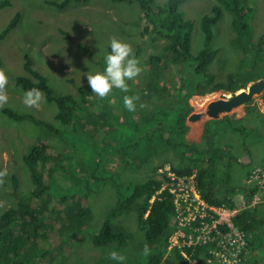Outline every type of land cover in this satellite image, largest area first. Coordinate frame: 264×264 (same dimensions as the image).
I'll return each instance as SVG.
<instances>
[{
  "label": "rangeland",
  "instance_id": "374dc122",
  "mask_svg": "<svg viewBox=\"0 0 264 264\" xmlns=\"http://www.w3.org/2000/svg\"><path fill=\"white\" fill-rule=\"evenodd\" d=\"M8 1L9 5L0 8V31L16 12H19L21 16L17 26L0 42L2 73L6 77V84L3 89H0V94L7 97L6 102L0 103V107L19 110V113H29L38 121L44 120L58 125V122L54 119L56 112L54 103L47 102L43 94H40V101L34 106H28L23 102L24 92L14 84V76L25 74L23 69L24 54H28L31 57L34 68L48 77V82L55 93H73L74 83L87 84L84 76L85 72L102 70L104 47L107 46L113 37L130 44L133 55L141 69L139 74L148 68L146 58L150 56H158L160 58V69L158 70L160 73H155L154 77L163 88H166L164 90L166 95L171 94L177 88L179 89L181 84H183L184 74L178 71L177 64L167 62L162 56V45L165 40L151 30L144 32L143 28L147 23L144 19L139 18L137 3L123 2L115 4L109 0H89L87 3H71L66 8L58 10L50 6L47 0ZM156 1L163 3L165 0ZM214 3L215 0H188L181 6L184 17L192 20L190 42V54L192 57L197 55L204 47L203 33L200 27L201 17L204 13L209 12L210 7ZM252 3L256 4V10L255 13L253 11L251 17L253 27L251 38L256 39L264 32V0H252ZM212 31L213 38L209 45L211 48L217 49L218 54L209 65L207 71L215 76V81L225 82L229 74L235 73L240 69L243 56L249 55L251 50L249 48L241 50L238 46L232 44V41L238 39V37L232 25V15L226 11L223 12L221 19L212 27ZM139 74L132 79L135 81L134 84L140 83L141 76ZM237 82L239 81L237 80ZM111 93L112 90L105 97H110L109 104H116L117 110L121 111L119 105H117L118 98L111 96ZM230 95H232L231 92L216 90L211 93L190 96L188 103L192 106V111L185 117L184 124L186 127L184 133H179L177 138L180 143L184 144V148L185 146L186 148L189 147L194 153L203 157L201 158V165L205 166L204 159L214 158L217 165L214 166L215 176L211 181L216 195L223 194L229 188L232 189L229 196H232L235 201V203L233 202V207H230L226 201L219 206L224 209L239 211L244 207V197L241 192H238L239 188L250 184H258L260 187L264 179V153L259 155L264 148V140L252 143L251 151L256 155L254 159V156L247 155L249 152L247 148L241 149V142H245L244 135L240 133L232 135L233 133L229 129L230 125L224 121L220 122L223 128H216L209 121H206L199 135L200 139L193 142L190 141L195 138V135L190 134V127L187 124V121L196 122L204 116L208 117V120H216L220 116L223 117L225 114L233 112L234 109L229 113L221 114L215 119L204 113L208 102ZM94 97L98 98L99 96L94 93ZM252 101L255 104V109H257V106L264 108V90L255 95ZM138 102L140 100L136 99L134 101L135 104ZM89 110L95 113L98 108L97 106H90ZM199 112L202 113L199 119L194 121L188 119L191 114ZM260 116L258 114V118ZM132 117L134 118V116H129L130 121H132ZM229 119L230 117L228 116H226V119L224 118L227 121ZM239 128L244 127L241 125ZM102 131L101 128L98 129V136L102 134ZM40 132V125L29 119L14 121L0 113V214L8 207L16 204L10 179L11 175H15L18 178V190L21 194H28L31 188V170L23 159L21 143L28 144L31 140L37 138ZM69 132V130L64 132L68 136L46 138V143L50 145L51 153L59 160H53L56 163V167H50L46 171L47 176L52 180L49 182V193L51 195L46 197L45 200L47 206L53 208V200L58 194L66 195L68 200L77 197L76 194H79L78 191L82 188L81 186L84 182L80 168L85 166L86 168H93L94 166L96 175H102L105 179L95 185H91L90 196L85 199L86 201L82 200L77 208L80 210L83 208L87 209L86 214L79 221L80 223L89 224L88 226L91 229L79 234L77 240L69 242V247L66 251L59 246H50L43 262L37 255V251L27 249L26 258L29 260L27 264H95L96 261L104 258V252H107L108 249L96 247L92 244L89 236L95 227L90 225L99 223L104 214L110 211L115 204L117 195H119L117 201L123 199L130 194L133 185L144 181L152 174H156V177L158 176L157 178L162 181L161 188L171 186L174 184V181L168 178V174L173 172L171 167L184 168L191 164L190 157L193 156L190 152H186L184 153L185 157L179 158L178 153L169 150L161 142L148 158H144L140 161V164L135 165L136 162H125L117 155L111 154L113 151L108 145L103 147L102 144L99 145L98 140L92 141L86 134H71ZM162 135L160 137V132L155 133L157 139L166 142L165 135ZM207 136L209 137L208 143H211V140L213 142L219 140L218 147L215 149L211 147L209 157L205 154L206 146L202 143L206 141ZM65 138L68 143L72 144L67 150H65L67 147ZM225 144H232L234 151L232 149L231 153L228 152L225 149ZM93 145L95 150L92 148ZM213 149L214 152L212 151ZM141 151L142 149L138 148L136 153L138 157L144 154ZM63 152H69L71 155L72 158L63 160V162H66L67 166L69 165L70 168L72 167L75 170V176L66 172L60 173V161L62 160ZM133 152L129 153L128 160L131 159ZM236 154L240 158L248 159L247 163H241L242 166L232 172H224L223 168L226 165L223 167L218 166L220 160L224 163L229 162L231 165L232 160L230 157H236ZM99 157V164H94L96 158ZM79 160L81 161L77 162L76 168L73 161ZM194 172L195 170L191 174H194ZM255 174H257L256 178ZM119 182L121 186L118 188V194L117 188L113 184ZM81 192L85 193V191ZM256 196L255 204H258L261 195L257 192ZM252 200H254V196ZM66 205L64 206L66 207ZM133 212L128 211V213L113 220V224L122 228L128 237V241L122 250L124 253L121 257L122 262L118 260L114 261L113 264H143L156 249L155 246L152 247L145 241L142 231L137 226L135 213ZM65 214V211H63V216L58 220L61 224H63ZM175 231L176 229L169 237L164 255L171 253L176 248ZM179 236L177 235V237ZM55 238L56 236L53 235V239H51L55 240ZM259 239L261 246L257 248L254 244L252 246L247 244L243 258L258 256V264H264V224L260 227ZM176 240H179V238ZM47 242L45 241V243ZM215 249L216 247L209 246L206 254L204 252L199 253L200 262L191 261L189 264H222ZM240 254L242 253L240 252L237 257L229 258L228 264L233 261H237V264H242Z\"/></svg>",
  "mask_w": 264,
  "mask_h": 264
},
{
  "label": "trees",
  "instance_id": "16d2710c",
  "mask_svg": "<svg viewBox=\"0 0 264 264\" xmlns=\"http://www.w3.org/2000/svg\"><path fill=\"white\" fill-rule=\"evenodd\" d=\"M88 1L47 0L50 6L58 10L66 8L71 3L81 4ZM109 1L115 4L137 3L139 18L144 19L147 23L143 28L144 32L151 30L165 40L162 45V56L167 62L177 64L178 71L184 74L183 84L179 89L177 88L171 94L166 95L164 93L166 88H163L154 77L155 73H160L158 71L160 58L150 56L146 58L148 68L139 74L141 76L139 84H134V80L127 81L129 85L127 93L120 89H112L111 96L118 98L117 105L121 109L119 111L116 104H109L110 97L95 98L94 93L86 83H74L73 93H55L48 82V77L34 68L31 57L24 54L23 69L25 74L14 76V84L24 93L28 90H38L47 102L54 103L56 106L54 119L58 125L44 120L38 121L29 113H19V110L0 107V113L9 119L14 121L29 119L40 125L41 130L37 138L28 144L21 143L23 159L31 170V188L28 194H21L18 190V178L15 175L10 176L16 204L8 207L0 214V264H27L29 261L26 258L27 249L37 251V255L43 262L50 246H59L66 251L69 242L77 240L79 234L91 229L89 224L79 221L80 218L84 217L87 209L80 210L77 208L82 200L84 201L90 196L91 185L105 179L102 175H96L94 166L93 168L79 167L84 182L78 191L79 194H76L77 197L68 200L66 195L58 194L53 200V208L48 207L45 200L51 195L49 182L52 180L47 176L46 171L50 167H56L53 160H59L51 153L46 138L68 136L64 133L67 130L71 134H86L92 141L98 140L99 145L102 144L103 147L108 145L113 151L111 154L117 155L125 162H136L135 165L140 164L144 158H148L161 142L169 150L178 153L179 158L185 157L184 153L190 152L193 155L190 157L191 164L181 169L172 166L171 171L178 176H189L195 170L196 188L208 204L219 206L226 201L230 207H233V202L235 203L232 196H229L232 189L216 195L211 181L215 160L209 157V153L211 147H214L213 141L211 140V143L208 144V150L206 148L205 154L209 158L203 160L205 164L203 166L201 165V158L203 157L194 153L189 147L186 148L185 146L184 148V144L179 142L177 135L181 132L184 133L185 117L192 111V107L188 103L190 96L211 93L216 90H224L234 94L235 91L245 88L249 82L264 75V32L256 39L251 38L253 29L251 17L253 11L255 13L256 4L254 5L252 0H215L209 12L204 13L201 17L200 27L203 33L204 47L192 57L190 54L192 20L186 19L181 9V6L188 0H165L163 3L156 0ZM7 5H9L8 0L0 1V8ZM224 11L232 15V25L238 37L232 41V44L241 50L249 48L251 53L244 55L240 69L229 74L226 81L222 82L215 81V76L208 73L207 69L218 54V50L209 45L213 38L212 27L221 19ZM20 16V13L16 12L0 31V42L17 26ZM108 44L104 47L103 56L108 50ZM0 72H2L1 57ZM125 94L134 95L137 100H140L135 104V110L129 111L123 106ZM144 104L146 105L144 106ZM246 104H250V102ZM90 106H97L98 110L93 113L89 110ZM129 116H134L132 121H130ZM99 128L103 131L98 136ZM236 130L237 133L244 135L245 141L254 139L253 131L247 128H237ZM156 132H160V137L164 134L166 142L157 139L155 137ZM65 140L67 146L65 150H67L72 144L68 143L66 138ZM242 143L244 144V142ZM92 148L95 150L94 145ZM138 148L142 149L141 152L144 153L140 157L136 154ZM73 149L75 148L73 147ZM131 151L134 152L131 159L128 160ZM212 151L214 152V149ZM62 154L60 173L66 172L75 176V170L63 162V160L72 158L71 155L69 152ZM80 161H73L76 168L77 162ZM99 162L100 157L96 158L94 164L97 165ZM157 177L156 174H152L144 181L133 185L130 194L123 199L117 201L119 196L117 195L115 204L110 211L104 214L99 223L90 225L95 227L89 236L92 244L108 249L107 252H104V258L96 261L95 264H113L114 261L118 260L122 262L121 257L124 255L122 250L128 241V237L122 228L113 224V220L128 213V211H134L137 226L142 231L145 241L150 246L156 247L154 253H151L148 260L143 264H189L188 259L200 262L199 253H207L208 245H196L182 248L187 258L177 248L164 255L169 237L174 231V203L168 187L161 190L162 181ZM113 185L119 194L118 188L121 183ZM239 189L238 192H241L244 197V207L232 218V222L246 237V245L241 254V263L258 264V256L245 259L243 254L247 244L249 246L254 244L257 248L261 246L259 231L264 224V189L261 190L258 184L241 186ZM81 191H85V193ZM257 192L261 195L260 202L252 205L251 199ZM65 204H67L66 207ZM63 211L66 214L63 224H61L58 220L63 216ZM53 235L56 236L55 240H52ZM45 241L48 242L45 243ZM113 253H115L116 259L113 258Z\"/></svg>",
  "mask_w": 264,
  "mask_h": 264
},
{
  "label": "built area",
  "instance_id": "2783aa9c",
  "mask_svg": "<svg viewBox=\"0 0 264 264\" xmlns=\"http://www.w3.org/2000/svg\"><path fill=\"white\" fill-rule=\"evenodd\" d=\"M168 178L174 181V184L167 187L174 203L175 247L181 250V254L187 258L182 250L184 246L208 245L216 247V253L222 264H228L229 258L237 257L240 252L242 253L246 245V237L232 222V218L240 210L224 209L204 201L196 188L194 174L178 176L171 172ZM260 188L264 189V179ZM256 197L255 195L254 200L251 201L252 205L255 204ZM177 238L179 240H176ZM191 261L194 260L188 259V262ZM237 263L233 261L229 264Z\"/></svg>",
  "mask_w": 264,
  "mask_h": 264
},
{
  "label": "clouds",
  "instance_id": "9594fccd",
  "mask_svg": "<svg viewBox=\"0 0 264 264\" xmlns=\"http://www.w3.org/2000/svg\"><path fill=\"white\" fill-rule=\"evenodd\" d=\"M140 67L138 61L133 55V50L127 42L111 38L108 44V50L103 56V68L97 71H87L84 76L90 90L97 96L103 98L110 93L113 88L120 89L127 93L129 85L127 81L135 78L139 72ZM6 84L5 75L0 72V89H3ZM41 99L38 90H28L24 93L23 102L28 106L36 105ZM137 99L134 95L123 96V106L129 110H135L134 101ZM7 97L0 94V103L6 102ZM113 258L116 259L115 253Z\"/></svg>",
  "mask_w": 264,
  "mask_h": 264
},
{
  "label": "crops",
  "instance_id": "0c3cea01",
  "mask_svg": "<svg viewBox=\"0 0 264 264\" xmlns=\"http://www.w3.org/2000/svg\"><path fill=\"white\" fill-rule=\"evenodd\" d=\"M259 79H264V75L262 77L256 79L255 81H257ZM255 81H252V82H255ZM252 82H249V83H252ZM199 99H202V98H199ZM246 103L237 107L236 109H234V111L231 112L230 114H225L223 117L220 116L216 120H208L209 118L204 116V117H202L201 120L196 121V122L187 121V124L190 127V134L195 135V138L190 142L198 141L200 139L199 135H200V133L203 129L204 123L206 121H209V123L211 125L213 124L216 128H218V127L223 128V126L220 124V122L224 121L226 124L230 125L229 129L233 133L232 135H238L239 133H237L236 129L242 125V127H244L245 129L247 128V129L253 131L255 136H254V139H249V140L245 141L244 144L241 142V149L247 148V150H249V152L247 151L248 152L247 155L252 156V157L254 156V159H255L256 155L251 151L252 150L251 146H252L253 142L257 143L259 140H264V108L263 107L260 108L259 106H257V109H255L254 108L255 104L253 101H250V104H246ZM248 108H250V110H248ZM258 114L261 115L259 118H258ZM226 116L230 117L229 121L224 120V118L226 119ZM206 138H207L206 141H203L202 143L205 144V146L207 148L208 144H209L208 143L209 137L207 136ZM218 141H214L215 143L214 142L212 143V145H214L215 148L219 146ZM225 149L228 150V152H230V153H231L232 149L234 151L232 144H225ZM207 150H208V148H207ZM262 153H264V148L259 153V155H261ZM230 159L232 160L231 165L229 164V162L224 163L221 160L218 164V166H220V167H223L224 165H226L223 168L224 172H229V171L232 172V171L236 170V168L237 169L240 168L242 166L241 163L246 162L248 160L244 157L240 158L237 154H236V157H232V158L230 157ZM239 161H240V163H238ZM215 165H217L216 162H215ZM244 169H246V167H244ZM213 170H214V168H213ZM214 176H215V171L213 172L212 177L214 178ZM227 190H229V188Z\"/></svg>",
  "mask_w": 264,
  "mask_h": 264
},
{
  "label": "water",
  "instance_id": "95a60500",
  "mask_svg": "<svg viewBox=\"0 0 264 264\" xmlns=\"http://www.w3.org/2000/svg\"><path fill=\"white\" fill-rule=\"evenodd\" d=\"M264 90V79H259L250 83L245 89H240L228 97H221L216 100H211L207 103L204 113L210 118H218L221 114L229 113L233 109L252 101L255 95ZM202 113H193L188 119L196 120L201 117Z\"/></svg>",
  "mask_w": 264,
  "mask_h": 264
}]
</instances>
